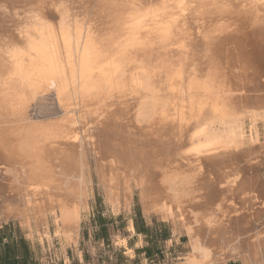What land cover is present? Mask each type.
<instances>
[{"label":"bare ground","instance_id":"1","mask_svg":"<svg viewBox=\"0 0 264 264\" xmlns=\"http://www.w3.org/2000/svg\"><path fill=\"white\" fill-rule=\"evenodd\" d=\"M47 97L59 117L39 120ZM258 120L264 0H0L6 219L52 215L74 240L90 147L114 208L135 188L146 215L182 228L185 264H261Z\"/></svg>","mask_w":264,"mask_h":264},{"label":"rangeland","instance_id":"2","mask_svg":"<svg viewBox=\"0 0 264 264\" xmlns=\"http://www.w3.org/2000/svg\"><path fill=\"white\" fill-rule=\"evenodd\" d=\"M47 98L44 99L47 102L41 103L42 107L38 105L32 112L39 120L47 116L49 120L59 117L55 100ZM124 107L129 109L127 105L121 106ZM250 127L251 118H244L245 139L250 134ZM256 128L257 145H264L262 120L257 121ZM247 147L246 144L244 148ZM86 148L90 174L86 171V200L74 240L65 237L52 215L48 218L47 228L41 225L36 228L34 221L28 227L19 217L6 219L0 200V264H185L184 258L190 247L182 228L177 226L173 232L168 219L146 215L135 188L131 189L128 203L121 196L114 208L95 173L92 150ZM263 170L264 167H260V171ZM263 220L264 217L260 221ZM130 223L132 233L128 228ZM226 264L242 263L236 260ZM261 264H264V258Z\"/></svg>","mask_w":264,"mask_h":264}]
</instances>
